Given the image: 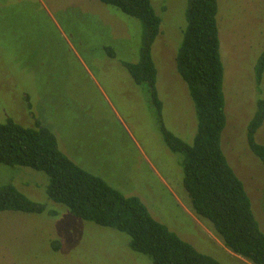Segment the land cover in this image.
<instances>
[{
	"label": "rangeland",
	"instance_id": "1",
	"mask_svg": "<svg viewBox=\"0 0 264 264\" xmlns=\"http://www.w3.org/2000/svg\"><path fill=\"white\" fill-rule=\"evenodd\" d=\"M151 1L161 18L151 54L163 124L190 142L195 117L175 70L186 0ZM217 3L227 115L222 149L264 232V167L246 139L256 100L264 98V72L259 83L254 78L264 47V0ZM140 35L139 20L99 0H0V122L39 121L78 166L139 197L154 219L198 251L221 264H252L226 248L191 208L182 155L163 141L147 84L135 83L122 65L138 60ZM255 138L264 144V122ZM47 182L43 172L0 163V185L11 183L47 206L41 213L0 212V264H152L128 246L125 233L53 204Z\"/></svg>",
	"mask_w": 264,
	"mask_h": 264
},
{
	"label": "trees",
	"instance_id": "2",
	"mask_svg": "<svg viewBox=\"0 0 264 264\" xmlns=\"http://www.w3.org/2000/svg\"><path fill=\"white\" fill-rule=\"evenodd\" d=\"M141 23L138 60L122 61L135 83H146L162 138L182 155L183 187L193 212L209 222L224 246L252 264H264V232L253 213L243 181L222 149L226 127L224 68L220 58L217 0H186L185 28L175 54V70L186 85L196 128L190 142L167 129L156 88L157 70L151 47L160 33L161 18L151 0H99ZM111 57L115 52L109 49ZM256 83L264 72V47L255 62ZM264 122V98L256 100L246 125L250 151L264 167V144L255 135ZM0 163L43 172L45 192L70 215L113 228L129 237L128 246L148 256L152 264H221L198 251L150 214L137 196L123 195L99 176L78 166L59 147L50 129L36 121L25 126L7 118L0 122ZM46 205L29 199L13 184L0 185V212L41 213ZM53 213V210H48Z\"/></svg>",
	"mask_w": 264,
	"mask_h": 264
}]
</instances>
